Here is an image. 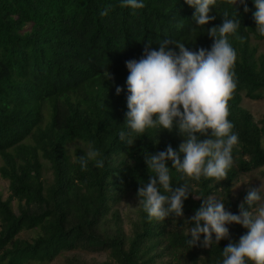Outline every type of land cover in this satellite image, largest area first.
I'll use <instances>...</instances> for the list:
<instances>
[{
	"label": "trees",
	"instance_id": "obj_1",
	"mask_svg": "<svg viewBox=\"0 0 264 264\" xmlns=\"http://www.w3.org/2000/svg\"><path fill=\"white\" fill-rule=\"evenodd\" d=\"M246 4L247 12L215 0L214 19L198 26L184 0H144L137 10L120 0H0V181L8 183L7 199L0 195V264H218L223 248L247 230L230 225L229 239L189 247L190 217L209 196L238 213L240 178H264V116L256 120L243 106L244 98L264 97V37L255 31L254 5ZM233 17L240 23L228 37L236 51V88L227 102L239 137L233 167L222 180H188L183 215L150 221L137 195L151 175L145 158L167 146L179 152L186 136L174 127L146 131L131 145L119 139L125 62L165 40L177 52L174 42L210 49L208 30ZM90 146L104 167L89 161L81 170L78 157ZM168 166L171 186L185 184ZM128 199L139 204L124 219L118 207Z\"/></svg>",
	"mask_w": 264,
	"mask_h": 264
},
{
	"label": "clouds",
	"instance_id": "obj_2",
	"mask_svg": "<svg viewBox=\"0 0 264 264\" xmlns=\"http://www.w3.org/2000/svg\"><path fill=\"white\" fill-rule=\"evenodd\" d=\"M251 2L255 8L252 14L255 31L264 37V0ZM184 3L194 9L196 25L204 26L214 19L209 13L215 0H184ZM231 3L240 4L248 11L246 0H231ZM120 5L131 10L145 6L144 0H120ZM107 14L108 9L100 12L101 16ZM239 27V20L233 17L210 28L208 34L214 42L207 50L199 48L193 52L174 42L177 52L168 47L173 42L165 40L157 49H145L138 60L125 62L128 75L123 90L127 110L119 139L131 145L133 137L146 131H170L174 127L186 136L179 152L167 146L145 158L151 175L137 189V195L150 221L183 215V203L189 195L188 180H222L233 167V150L239 137L228 119L227 102L236 88L233 71L236 51L228 37L235 35ZM121 92L122 88L116 86L115 94L119 96ZM197 134L208 138L198 139ZM78 161L81 170L89 161H94L96 168L104 167L100 152L91 146ZM168 162L185 184L171 186ZM190 221L192 227L187 232L190 239L186 240L189 247L198 242L208 247L229 239L230 225L247 230L238 242L230 241L223 248L218 264H264V185L247 192L244 202L238 205V213L225 210L221 200L209 196L202 200Z\"/></svg>",
	"mask_w": 264,
	"mask_h": 264
},
{
	"label": "rangeland",
	"instance_id": "obj_3",
	"mask_svg": "<svg viewBox=\"0 0 264 264\" xmlns=\"http://www.w3.org/2000/svg\"><path fill=\"white\" fill-rule=\"evenodd\" d=\"M234 5L237 6L239 4H234ZM259 51L264 53V42L259 43ZM243 106L254 115L256 120L264 116V97L259 100H251L249 98H244ZM259 185H264V178L260 177V175L254 173L252 175L243 176L240 178V181L235 186L234 195L236 199H239V202L241 203L243 202L244 197L247 195V192ZM7 188H8V183L5 181H0V195H2L3 199H7L8 197ZM138 204L139 201H137L136 199H128L124 201L118 207V209L121 212L124 219L128 217L134 218ZM14 210L17 211L16 203L14 204ZM86 258L88 260L94 258L95 260L98 261H103L106 259L105 256H95V255H89L86 256ZM54 264H59V262Z\"/></svg>",
	"mask_w": 264,
	"mask_h": 264
}]
</instances>
